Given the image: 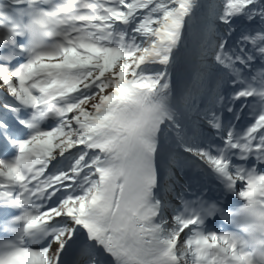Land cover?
I'll return each mask as SVG.
<instances>
[{
  "label": "snow or ice",
  "instance_id": "snow-or-ice-1",
  "mask_svg": "<svg viewBox=\"0 0 264 264\" xmlns=\"http://www.w3.org/2000/svg\"><path fill=\"white\" fill-rule=\"evenodd\" d=\"M0 264H264V0H0Z\"/></svg>",
  "mask_w": 264,
  "mask_h": 264
}]
</instances>
